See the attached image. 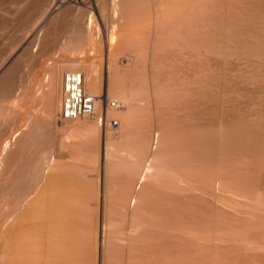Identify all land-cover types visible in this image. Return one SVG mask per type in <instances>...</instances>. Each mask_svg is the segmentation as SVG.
Returning a JSON list of instances; mask_svg holds the SVG:
<instances>
[{"label": "bare ground", "instance_id": "obj_1", "mask_svg": "<svg viewBox=\"0 0 264 264\" xmlns=\"http://www.w3.org/2000/svg\"><path fill=\"white\" fill-rule=\"evenodd\" d=\"M204 1L209 3L210 0H0V49L3 19L9 18L14 23H29L30 29L46 28L47 31L53 30L55 34L60 31L63 33L69 26L77 27L85 30L83 33L91 38L89 44L80 39L77 41L75 37L73 40V37H69L65 41L58 38L50 41L47 37L45 41L42 39L43 32L38 30L34 31L36 36L30 41L22 37L9 40L13 47L9 52L15 54V63H0V130L5 125L12 126L16 115L8 102L17 100L15 68L18 62L36 64V61L41 60L45 75H48L49 86L42 102L50 124L49 127L42 125L41 131L37 127L36 136H33L37 144L34 146L32 143L37 147L36 160L34 169L32 168L34 173L32 176L30 174L31 186L28 180L24 186L27 187L28 184L32 189L28 186L26 190L30 191L27 190L26 194L21 189L23 186L20 187L23 184L20 181L25 179V175L21 176L20 173L23 168L30 166L29 157H26L29 154L27 153L24 161L23 152L25 147L29 149L27 144L32 132L29 138L26 135L23 139L19 138L20 132L13 133L14 127H9L8 138L3 142L0 139V264H243V250L264 256V237L243 238V233L226 229V221L234 217L229 211L234 206L228 203L230 198L225 196L243 197V193H247L243 192V185L257 186L264 182V178H258L259 174L257 179L252 180L253 175L243 172V151L247 153L243 146V117L226 118L224 108L219 103V99L223 101L226 97L223 74L227 59L243 52V41L240 42L237 33L233 35L234 31H231L230 19L233 14L227 19L228 11L219 9L227 0L221 1L222 4L217 0L221 4L217 5L218 8L217 2L215 6L211 2L210 5L207 4L209 7H216V12L209 7V10H201ZM8 8L13 12L9 13ZM228 9L231 12L230 6L226 8ZM204 10H211L218 17L220 12L217 11H223L227 15L222 18L224 14L221 13L218 18L207 12L212 18L203 17L202 15H206V11L203 14ZM73 13H81L83 17L67 23V18ZM106 15L114 17L105 19ZM101 16L103 19L99 20ZM200 17L205 21L199 22ZM208 17L211 18L210 24L206 25L211 27L205 26V22H209ZM199 23L201 26L203 23V28H206L199 27ZM113 24H119L121 27H118L124 31L132 30L129 32L131 37L128 34L130 38L121 35L125 37L122 39L120 36L121 40L127 41L129 38L128 41L136 44L135 46L137 43L145 44V61H149L143 68L144 72H141V63L133 60L130 65L133 73L129 71L126 77L125 70L122 80L120 76L119 80L117 76L115 80L114 73L111 74L113 77L106 80L105 94V81L101 75L103 72L100 73L101 67L93 62L85 59L81 61L79 58H73L67 63L43 59L44 53L51 50L47 49L49 42L57 43V49L70 54L77 52L83 55L87 47L92 51L103 49L97 44L95 33L97 35L102 27L112 29ZM166 27L171 29L167 30ZM207 28L211 31L208 32ZM241 36L243 37L242 34L239 35ZM117 40L118 38L112 37L111 44L119 41ZM257 43L260 41L257 40ZM252 44L250 43L251 48L254 47ZM34 46L37 53L33 51ZM124 46L125 49L129 47ZM135 46L129 47L128 51L137 50ZM114 48L113 53L122 52V47L120 50L119 47ZM248 48L250 51V47ZM256 49L257 47L254 48ZM110 50L108 48V54ZM209 55L215 58L213 66ZM133 56L130 59H134ZM180 59H185L184 64ZM175 63H182L184 68H188H183L185 72H193L194 80L200 88H184V85L181 86L182 89L179 87L180 104L173 111L168 98L174 97V93L167 83L173 80L175 70L182 71V64L178 65V70V67L174 68ZM76 73H82L85 90L97 97L95 111L77 120H64L60 113L65 77ZM176 79L175 77L174 82ZM134 80L142 81L134 84ZM187 81L188 79L185 80L188 84ZM109 100L119 104V107H106L105 102ZM102 116L107 119L103 125L99 124ZM115 118L121 122L119 129L125 140L118 135L126 144L125 148L123 142L118 143V129L114 133V129L110 127L109 121ZM60 131H64L66 135H71L72 131V135H76L74 139L78 142L73 140L74 144L77 142L76 146L70 145L73 149L68 146L69 141L68 145L66 143L68 136L63 141L59 139ZM79 131L84 133H79L81 138H78ZM102 131L106 133L105 151L97 148L99 141H102ZM57 140H61L59 143L63 142L62 149L70 148L68 154L73 159V164L77 160L84 161L89 166H68V161L64 164L62 156L67 154V149L54 151V154L51 152ZM254 142L252 139V143ZM120 144L125 152L121 151L125 155L123 161L118 153L121 150ZM253 147L256 148L254 145ZM250 152L247 154L251 155ZM263 156L259 153L261 161H264ZM101 158L105 163L116 158L117 162L114 159L113 163L121 161L122 165H105L106 191L99 193L89 190V186H97L93 185L95 179L91 180L84 171L99 170L101 166H96ZM119 169L124 174L125 170L128 175L131 172L132 177L127 175V178H122L123 173ZM117 170L121 172L122 176L119 178L123 180L118 178L121 174L116 175L120 173ZM259 172L261 173V169ZM77 186L79 189H75ZM113 186L123 189H118L117 192ZM99 188L101 187L98 186L97 189ZM24 194L27 196L23 200ZM255 196L252 200L258 207L256 213H246L249 217H243V213L239 215L233 212L235 220L262 230L264 197Z\"/></svg>", "mask_w": 264, "mask_h": 264}, {"label": "rangeland", "instance_id": "obj_2", "mask_svg": "<svg viewBox=\"0 0 264 264\" xmlns=\"http://www.w3.org/2000/svg\"><path fill=\"white\" fill-rule=\"evenodd\" d=\"M218 1H220V2L222 1L223 2V0H218ZM218 1L215 0L214 3H212V0H210L209 3L208 2L206 3L204 1L206 4L204 2L201 4V2H200V4H201L200 8H201V10H202V8L203 9H207V7H209V5H210V2H211V4L213 6H215L216 2L218 3ZM224 1H226V0H224ZM222 2H221V4H222ZM226 3L223 2V5L218 3V4H216V7L218 8L217 5H221V7L219 6L220 7L219 9L220 10H225L224 12L228 11V15L226 13L224 14L223 11H217V13L220 12V14L221 13L224 14V15H222L223 16L222 18L226 17L225 15H227V17H226L227 19L230 18L229 15H232V14L234 15V17H232L233 16L232 15L231 16L232 19H230V21H231L230 24L232 25L231 26V28H232L231 31H234L233 35L235 33H237L236 35H238V37L237 36L236 37H237V39H239V38L241 39L240 42L243 41L242 42L243 43V52H238V53L230 56L227 59L226 71L223 74V81H224L223 82V90H224V93H225L226 97H225V99L223 101L219 99V103L222 104V106L224 108L223 112H224V115H225L226 118H228L230 116H232L231 118H233L234 116L243 117V141H244L243 142V146L246 149L245 152H247L249 154L250 151L252 152V150H254L252 152V153H254L255 150H256L257 152H255V153L256 154L258 153V156L255 153L252 154L251 152H250L251 155H248L247 153L245 154L244 151H243V172H246V173L250 174L251 176L253 175L254 179H252L251 176H250V178L252 180H255V178L258 177L259 174H261V175L258 178H264V161H263V159L261 161V157H259V153H260L261 156H263V154H264V151H263L264 150V146H263L264 145V53H263L264 49L262 50V48H264V43H263L264 42V39H263L264 38V0H227ZM207 4H209V5H207ZM224 4H226V6H224ZM205 5H207V6H205ZM213 6H210L209 8L210 9L214 8L213 10H215L216 7H213ZM229 6H230V9H232L231 12L229 11V9L226 10V8L227 7L229 8ZM222 7H223V9H222ZM217 8H216V10H217ZM207 10H209V9H207ZM216 10L214 12H216ZM205 11L206 10H204L203 14H205ZM8 12L12 13L13 10L8 8ZM207 12H209V14L210 13L214 14L210 10V11H206V15L205 16L204 15H202V16L203 17H206V16L210 17L211 16V18H212V15H207L208 14ZM229 12H230V14H229ZM77 14L75 13L74 15H70V17L67 18V23H69L71 20L72 21L75 20V19L78 20V19L83 17L81 15V13H79L78 15ZM220 14H219V17H218L217 14H214L213 16L214 17L217 16L218 18H220ZM79 15H80V17H79ZM200 15H201V13H200ZM102 17L103 16L99 17L98 19L102 20L103 19ZM108 17H110V19H111V17H114V16L106 15V18L104 16L105 19H108ZM200 18H199V22L205 21L204 18H201L203 20H200ZM208 18H206V21H207ZM211 18L208 19L209 22H207V23L205 22V26L210 24V19ZM234 18L236 20L238 19L237 21H239V22H236V20ZM10 19L11 18H9V20L3 19V24L4 25H2V27H1V28H3V31H2L3 32L2 33L3 39H2V49H0V55H1L0 56V61H1L0 63H5V62H7L9 64L15 63V54L12 53V52H9L13 48V47H11V45L9 43L10 38H15V37L21 38L22 37L23 39H26V40L30 41V40L34 39L35 36H36V35H34V31L37 32L38 30H41V32H43L42 39H44L45 41L47 40V37L50 39V41H52L55 38H58L61 41H65L67 38H69V37L72 38L73 37L72 40L77 38L76 39L77 41L80 39L81 42L89 44L90 39H91V38H89L90 35L88 36L87 33H85V34L83 33V32H85V30H83V29L81 30L79 28L77 29V27L69 26V27L65 28V30H64L65 32L63 31V33H62V31H60V32L55 34V32L53 30L47 31L46 28L40 29L38 27L30 29L31 27H30L29 23H14ZM241 19H242L243 23H242ZM228 22H229V20H228ZM238 23H240V24H238ZM200 24L201 23L198 24L199 27L201 26ZM118 25L119 24H117L116 25L117 27H116L113 24L112 29L109 28L108 30L106 28L102 27L100 29L101 31H99V32L97 31V35L95 33L94 38L95 37L97 38L96 41L99 42V43L97 42V44L99 45V47L101 46V48H103V49H100V50H97V51L94 50L95 51L94 52V51L90 50V47H87L86 50L83 51V55H81L82 53H77V52H75L76 54L75 53H71L70 54L69 52L61 51V50L57 49L56 48V44L57 43L53 44L52 42H49L48 43L49 45H48L47 49H51V50L49 52L44 53L45 56L43 57V59L48 60V62H50L51 60H60L62 63H67V62H70L73 58H74V60L76 58L77 59L79 58L81 61L82 60L84 61V59H85V61L88 60L89 62H93L94 64L97 65V67L98 66H99V68L101 67L100 69L102 71L99 69L100 73L103 72L101 75L103 76L104 81H105L104 88H103V94H105L106 91H107V87L105 86L106 85V80L108 79V77L110 78L111 74L113 75V73H114L113 76H115V77H113V76H111V77H113L115 80H117L119 76H120L119 77L120 80H122L121 77H123V78L125 77V76H123V74L125 72H126L125 73L126 77H127V74H129L130 72L133 73V71H134L133 67H132V70L130 68V65H131V63H133V60H134L135 63H138V62L141 63V64L139 63L141 65L140 66L141 69L143 70V71L141 70V72H144L143 68L145 67L146 63H148V61H149V60L145 61V60H147L146 59L147 56L145 54V51H146L145 44H143V43L138 44L137 43V46H135L136 44H132L133 42H131V41L129 42L128 40L131 37V34H129V32L132 31V30H130V31H128L129 29L127 31L126 30L125 31L121 30L123 28H119ZM240 25L243 26L242 29L240 28L241 27ZM125 26L126 25H124V27ZM237 26H238V28L241 29L242 32L240 31V29L238 30V32H235V30L237 31V29H238ZM175 27H178V26H175ZM201 27L203 28V23H202ZM207 27H211V26H207ZM127 28H124V29H127ZM168 28L169 27H166L167 30L171 29V27L169 29ZM172 28H173V26H172ZM202 28H200V29H202ZM205 28H203V29H205ZM200 29H198V30L201 31ZM203 29H202V32L205 31ZM207 30H208V28H207ZM66 31L67 32L69 31V32L67 33ZM120 31H122V33H119ZM209 31H211V30H208V32ZM72 32H75V33H72ZM123 32L124 33L127 32V33L123 34ZM204 33H207V31L204 32ZM75 34L77 36H75ZM114 34L116 36H114ZM128 34H129L130 37L128 36ZM241 34L243 35V37L241 36L242 38L239 37V35H241ZM121 35H123V36L125 35V37L128 36L129 38L127 37L128 38L127 41H126V39H124L125 41H123V40H121V38L123 39L125 37H122ZM120 36H121V38H120ZM112 37L118 38V40L120 38L119 41H121V43L117 40L118 42H114L113 44H111L112 41H110V39ZM236 37H234V38H236ZM84 38L86 39V41H85ZM258 38H260V39H258ZM257 40H258V42L260 41V43H257ZM251 41H253V42H251ZM123 42H125V44ZM250 43L251 44L254 43V44H252V46H254V47L251 48ZM88 44H86V46ZM123 44L126 45V47L129 46L130 48L131 47L133 48V46H135V49H137L138 52L136 53L137 50H133V49H131V51L133 50V51H135V53L133 51L131 52L130 50L128 51L129 47L125 49L124 48L125 46ZM261 44H263V45H261ZM247 45H248V47H250V51L248 50L249 48L247 47ZM257 45H259V46H257ZM117 46L119 47V50H120V47H122V50H121L122 52L119 51L120 52V53L118 52L119 54L117 53V51H115V53H113L114 52L113 48L116 47V49H117L118 48ZM261 46H263V47H261ZM142 47H144L145 50L144 49H140ZM255 47H257V49H256L257 51L254 50ZM108 48H109V50L111 49L110 51L113 50L112 53H110V51H109V54H108ZM123 48L125 49L124 51H123ZM251 49L254 50L253 51L254 53L252 52ZM141 50H143L144 52H142ZM258 50L260 52H258ZM33 51L37 53V49H36L35 46L33 47ZM248 51H249V53H248ZM121 53H123V54H121ZM124 53H126V54L124 55ZM251 53H253V54L251 55ZM115 55H117V56H115ZM133 55H135V56H133ZM130 56H133L134 59H130ZM114 59L116 61H114ZM184 61H185V59H184ZM184 61H182V63ZM209 61H210V63L213 66L214 65V61H215V58H214L213 55H209ZM18 63H17L16 68H15V73H16L15 74V81H16V94H15V96L17 97L16 98L17 100H15L14 102L13 101L8 102L9 105H12L14 111L16 112V115L13 118L12 126L5 125L3 127V129L0 130V132H1L0 133V139H1V142H3L5 138L6 139L8 138V136H7L8 134L7 133H8V131H10L9 127H12V128L14 127L13 133L14 132H18V133L20 132L19 138H23L24 139L26 135H28V138H29V136L32 135L31 139L28 140L29 144H27L29 146L28 147L29 149H27V147H25L26 150H24V152H23L25 154V151H26V154L25 155L23 154V156H24L23 160L26 161V159L29 157V162H28L29 164L28 165H30V166H27V167H29V168H27V167H25V164L23 163V167H25L28 171L26 169H24V168H23L22 171L20 170L21 171L20 175L21 176L25 175V176H23V178L25 177L24 180L20 177V180L21 179L23 180V181L22 180L20 181V184H21V182L23 183V184L20 185V187L23 186V188L21 187V189H23V193L26 194L27 190L29 192L30 191L29 189L31 188L30 186H31L32 182L30 180H31L32 173H34L33 165H35V160H36L35 151L37 150V147H34V146H37V144L35 142L36 141L35 137H33V136H36V128L37 127L40 128L42 125H43V127H44V125H45V127H49V124H50L49 122H47V119H48V117H47L48 115L47 114L48 113L44 109L43 102H42V100H43L42 97L45 94H47V89H48L49 86H48V83H47L48 75H45L44 66L41 65L42 64L41 60L36 61V64H26V63H23V62H21V63L18 62ZM179 64L176 65V63H175L174 68L178 67ZM183 64L181 66L182 71L179 69L180 67L176 68V69H178L180 71H176L174 69L175 71H174L173 74H176V75L175 76L172 75L174 77L173 80L172 79L170 80V78H169L170 81L169 82L167 81L168 82L167 86L168 87H172L173 93H174V97L168 98V102L171 101V109L173 111H175L178 108L179 104H180V94L178 93L179 87H180V89H182L183 87L181 88V86L184 85V88H189V87H191V89L200 88V85L197 84L196 81L194 80L195 77L193 75V72L190 73L189 70H187L188 72L187 71L185 72L184 69L186 67L184 68ZM57 65H59V64H57ZM18 66H20L21 68L18 67ZM111 67H112V69H111ZM118 69H120V70L118 71ZM186 69H188V68H186ZM76 70H79V69H76ZM177 72H180V74L177 73ZM181 72H183V73H181ZM186 75H188V76H186ZM116 76H117V79H116ZM172 76H171V78H172ZM205 76H207V75L205 74ZM175 77L177 78L176 82H174L175 81L174 80ZM179 77H180V79H178ZM181 78H183V79H181ZM187 79H188L187 82H189L188 83L189 85L185 82V80H187ZM179 80H180V82H185V84L180 83ZM181 80H183V81H181ZM141 81L142 80H134L133 83L134 84H138ZM43 85H44V87H43ZM186 85H188V86H186ZM35 93H36V95H35ZM143 102H145V100ZM178 115L180 116V114H178ZM43 119H44V121H42ZM115 120H118V119L115 118ZM119 123H120V127H121V122L119 121ZM24 127H26V128H24ZM119 128H118V131H120V129H121V128L120 129ZM23 129L25 131H22ZM40 131H41V128H40ZM60 132H59V134H60ZM83 132L79 131L77 133L78 134V138L82 137L79 133H82V135H84ZM112 132H113V130H112ZM116 132L117 131L114 129V133H116ZM30 133H31V135H29ZM63 134H64V131H63V133L61 132V135H59V139H61L63 141L66 138L65 136H68L67 139H66L67 140V142H66L67 145L69 144L68 143V141H69L70 144L68 146L71 147L70 145L73 144V147H75L76 146L75 144H77V142H78L77 139H76L77 142H75V144L73 142V140H75L74 136H76V135L75 134L72 135L73 134L72 131H71V135L64 134V136H63ZM247 139H248V141H247ZM252 139H253V142L254 141H256V142L252 143ZM61 140H57L56 146L53 148L54 150L51 149L52 150L51 152H53L52 154H54V151H58V152L61 151L60 149H62V147H63V142H60V143H62V145L59 143V141H61ZM71 142H73V143H71ZM257 142H258V144H257ZM32 143L34 144V146H33ZM248 143H250V144H248ZM252 144L256 148H254ZM99 145H100V141H99ZM99 145H97L98 146L97 148L100 150V148H99L100 146ZM246 145H248L247 148H246ZM257 145L259 146V148H257L258 147ZM60 146H61V148H60ZM249 146H252V147H249ZM69 147L66 148L67 149V154L64 153L63 156L61 155L62 153L60 154L62 157H64V160H65V162L64 161H62V162L64 164H67L66 162L68 161V166H69V164L70 165L73 164V161H72L73 159L70 158V156H69V154H70V152H69L70 148ZM73 147H71V149H73ZM64 148L62 150H64ZM248 148H249L250 151L248 150ZM261 148H262V150H261ZM66 149L64 151H66ZM28 150H30L31 152L28 151ZM27 153L29 154V156L27 155ZM25 156L27 158H25ZM123 156L125 157V155H120L121 160L124 159ZM32 157H33V159H32ZM259 158H260V161H259ZM263 158H264V156H263ZM70 159H71V161H70ZM114 159H116V158H114ZM114 159L110 163L109 162L105 163L106 161L103 162L102 158H101L100 162L97 161L98 164H97V162L95 163V164H97V166L95 164L94 165L97 168L100 167V166H101V168L103 167V170H100V168H99V170L96 169L97 171L95 170V172L92 171V170L91 171L85 170L84 172L87 173L88 177H90L92 179H94L92 176H95V175H97V177L100 176V178H102V176H104L103 178L105 179L106 173H105L104 168H105L106 164L113 166V164L119 165L118 163H120L122 165L121 161L116 163L118 159H116L115 160L116 162L113 163ZM69 161H70V163H69ZM76 161L77 160L74 161L75 165L73 164L72 165L73 167L74 166L75 167L76 166L79 167L80 165L81 166L82 165L83 166L84 165L85 166L86 165L89 166L88 163L83 164V163H85L84 161H81V162L77 161L78 163H76ZM31 163H33V164H31ZM123 164L125 165L126 163L123 162ZM115 167H118V166L115 165ZM260 169H261V173L259 172ZM119 170H117L116 172H120L121 171V170L120 171ZM84 172H82V173H84ZM121 172L118 173V174L116 173V175L117 176L120 175ZM127 173H128L127 170H125V174L126 175L123 173V176L121 174L118 177H121V176L122 177H124V176L128 177L129 175L132 177V173L131 172H129L130 173L129 175ZM30 174H31V176H30ZM244 174L245 173H243V175ZM33 176H34V174H33ZM27 177L30 178V179H27ZM26 180H28V183L30 184V186L27 184V187L29 186L28 187L29 189H27V190H26L27 187H24V186H26L25 185L26 184ZM98 186L101 187L100 185H98ZM98 186L97 187L90 186L91 188H95L96 190H94V189L92 190L90 187H89L90 188L89 190H91V191H99V189H100V191H101V190H104L106 188L104 186V187H101V188L97 189ZM108 189L109 188H107V190ZM115 189H113V188L111 189L110 188V190H113V191ZM118 189H116L115 191H117ZM244 191H247V193L246 194L243 193V197H234V196H229V195L225 196L227 198H230L228 203L230 205L234 206V208L230 207V210L226 208L227 210H229L231 212L230 215L234 216V217H232V219H228L226 221V229H227V231L231 230V231H234L236 233H243V238L244 237H251V238L259 237V238H263L264 237V229L256 230V229H253L250 225H248L244 221L239 222V221L235 220L236 216H235L234 212H237L239 215L241 213H243V217H245V216L249 217L247 214L256 213L257 210H258V207L254 204L252 199L256 197L255 195H262L264 197V182L262 184H260V185L253 186V187H248V186H244L243 185V192ZM25 194H24V197L22 196L23 200L27 196V195L25 196ZM252 255L254 257H252ZM243 264H264V256L251 254L250 252H246V251L243 250Z\"/></svg>", "mask_w": 264, "mask_h": 264}, {"label": "built area", "instance_id": "obj_3", "mask_svg": "<svg viewBox=\"0 0 264 264\" xmlns=\"http://www.w3.org/2000/svg\"><path fill=\"white\" fill-rule=\"evenodd\" d=\"M97 97L85 90L82 73L67 74L64 82V96L61 105L60 116L64 120H77L85 115H91L95 111ZM106 107H119L113 101H106ZM107 122L105 116L99 118V124ZM112 129L119 127L118 120L109 121Z\"/></svg>", "mask_w": 264, "mask_h": 264}, {"label": "crops", "instance_id": "obj_4", "mask_svg": "<svg viewBox=\"0 0 264 264\" xmlns=\"http://www.w3.org/2000/svg\"><path fill=\"white\" fill-rule=\"evenodd\" d=\"M118 122H119V121H118ZM119 125H120V124H119ZM119 127H120V126H119ZM119 127H118V128H119ZM118 128H117V129H118ZM117 129H115V130H117ZM118 134L121 135L120 131L117 132V135H118ZM101 135H102V136H101L102 141H100V145H102V146L104 145V146H103V147L100 146V150H101V151H105V150H106V145H105V144H106V143H105V142H106V133H105V131H102ZM104 135H105V138L103 137ZM118 136H119V135H118ZM121 138H123V140H125V138L122 137V135H121ZM121 138H120V136H119V140H118L119 142H118V143H120ZM104 141H105V142H104ZM126 141H127V140H126ZM122 142H123V141H121V143H122ZM124 145L126 146V144L123 142V146H124ZM118 146H119V145H118ZM121 146H122V144H120V147H121ZM125 146H124V148H125ZM81 147H82V146H81ZM84 147H86V146H83V148H84ZM120 147H119V149H120ZM83 148H82V149H83ZM85 149H86V148H85ZM85 149H84V150H85ZM102 149H103V150H102ZM116 149H118V147H117ZM117 151H119V150H117ZM121 151H122V153H125L124 150H123V147H121V150L118 152V153H120V154L122 155ZM83 164H84V163H83ZM100 170H103V167H102V168L100 167ZM93 177H94V179H95L94 184H93L94 186H98V183H101V184H99V185H100L101 187H104V185H105V184H104V183H105V179H104L103 177H102L101 179H100V176L97 177V175H95V176H93ZM95 177L97 178V181H96V178H95ZM116 178H117V177H116ZM118 178H119V177H118ZM122 178H127V177H122ZM122 178H119V179H122ZM94 179H92V180H94ZM99 179H100V180H99ZM98 180H99L100 182H99ZM101 180H103V181H101ZM122 180H123V179H122ZM122 180H120V181H122ZM97 182H98V183H97ZM117 182H118L119 184H121V183L119 182V180H117ZM95 183H97V184L95 185ZM118 183H117V184H118ZM119 184H118V186L122 187V185H119ZM118 186H117V187H118ZM89 187H90V186H89ZM113 187H115V186H113ZM76 188L79 189V186L75 187V189H76ZM80 189H81V188H80ZM120 189H123V188H120ZM98 192L100 193V192H105V191H104V190H101V191H98ZM117 192H119V190H118ZM120 192H121V191H120Z\"/></svg>", "mask_w": 264, "mask_h": 264}]
</instances>
